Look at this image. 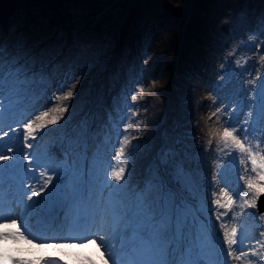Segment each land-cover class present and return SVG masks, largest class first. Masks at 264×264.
<instances>
[{
	"label": "snow or ice",
	"instance_id": "1",
	"mask_svg": "<svg viewBox=\"0 0 264 264\" xmlns=\"http://www.w3.org/2000/svg\"><path fill=\"white\" fill-rule=\"evenodd\" d=\"M258 31L264 35V19ZM260 59L264 60V56ZM71 80V83L60 84L58 94L51 98L53 107L49 111L28 115L24 119L21 102L25 98L35 99L43 95L50 83L49 75L26 61L21 62L18 57L9 59L7 45L0 44V162L12 161L6 166L0 163V172L7 167L22 178L35 182V186L29 184L26 189L21 180L15 207L10 203L5 208L0 196V226L7 223L17 225L15 231H0V242L25 240L29 244L39 242L40 246L51 242L55 249L62 250L65 244L56 241H78L81 248L89 241H99L97 247L102 249L103 264H233V261L236 264H264V231L250 237L246 228L234 224L229 230L222 223V239L216 238L214 249L207 247L208 235L214 231V226L209 229L199 220L202 204L193 205L182 195L187 186V171L182 164L172 166L167 173L168 179L162 178L157 169L146 179L133 182L132 172L126 170L139 145H132L129 151L125 149L139 137L129 139L127 123L123 124V131L116 127L117 139L112 146L111 160L102 168L98 164L99 152L89 162L87 126L80 134L66 135L61 139L59 156L50 149L41 151L35 133L63 119V114L68 111V105L63 102L73 97L79 83L74 76ZM256 80H260L259 74ZM136 91L142 93L144 88L138 87ZM138 99L143 97L131 95L133 104ZM259 100L260 119L251 120L252 112L249 111L240 126L229 122L231 115L221 125L217 146L222 143L223 148L228 149L227 155L233 162L238 160L247 175L242 173L239 176L246 182L236 191L235 199L226 190H221L228 203L225 205L219 199L214 200L219 208L231 210L237 200L242 201L239 204L241 209L245 205L256 208V202L264 195V99L260 93ZM50 111L60 115L49 118ZM129 111L131 116L136 115L131 108ZM220 111V108L216 109V112ZM121 119L130 121V117ZM168 160L169 154L161 153V163L167 164ZM34 196L40 199L34 200ZM45 206L64 212L57 231L67 232V235H44L33 230V222H39L40 209ZM15 208L20 209L18 215ZM225 214L218 213L217 220ZM258 215L264 219V215L258 212H236L232 219ZM210 251L216 259L208 261L204 257ZM39 260L44 264H69L62 252ZM0 264H37V261L0 250ZM79 264H96V261L84 257Z\"/></svg>",
	"mask_w": 264,
	"mask_h": 264
},
{
	"label": "trees",
	"instance_id": "2",
	"mask_svg": "<svg viewBox=\"0 0 264 264\" xmlns=\"http://www.w3.org/2000/svg\"><path fill=\"white\" fill-rule=\"evenodd\" d=\"M214 3L215 0H0V44L7 41L15 45L22 36L11 38L13 34L38 25L49 34V45L31 52L42 55L38 63L43 68L49 60L45 53L52 60L63 45L68 47L76 37L84 44L90 82L80 88L82 93L74 94L81 104L72 115L65 116V112L63 119L45 129L53 128L63 136L65 128L81 131L80 126H87L89 118H93L89 162L97 153L95 145L116 136V127L128 121L129 139L139 137L126 146L129 151L132 145H139L128 169L139 178L159 143L158 133L171 106L176 121L173 151L168 152V163L161 166L167 173L175 163L200 167L205 147V111L195 99L200 94L198 76L206 53L205 24ZM236 13L226 15L219 43L228 44L241 32L246 35L247 14ZM27 45L25 42L20 47ZM20 50L15 49L14 54ZM141 86L144 92L138 93L136 89ZM133 94L143 97L129 106L135 116L124 106ZM121 117H130V121ZM188 187L189 183L183 192L192 199Z\"/></svg>",
	"mask_w": 264,
	"mask_h": 264
},
{
	"label": "rangeland",
	"instance_id": "3",
	"mask_svg": "<svg viewBox=\"0 0 264 264\" xmlns=\"http://www.w3.org/2000/svg\"><path fill=\"white\" fill-rule=\"evenodd\" d=\"M262 1L264 0H253L254 2L253 8L252 7L250 9L241 8L236 10L237 11L236 14L238 16L239 15L245 16L246 12H254L255 10L257 11L255 17L254 18L252 17L253 19L252 24L254 25V29H252L251 32L247 34L250 35L249 37H247V35L244 36V32H241V34L238 33V38L234 39L235 38L234 37L227 45L224 44L220 46L221 51L215 49L214 45L212 44L207 46L208 52L206 53V56L207 58H209V60L206 61V66L204 67L205 70L204 73L202 74L203 82L199 88L201 91V96L199 97L205 96L207 97V101H208L207 111L205 112V116L202 117L203 129L204 132H206L207 134L206 135L207 139H209L205 154V164L203 161L200 167H198V164H196L194 168L188 165L185 166L183 165V166L187 171V181H188L187 183H189L191 186L188 187L189 192L191 194L190 197L197 200V202H199L200 205L201 204L203 205V212L202 214L201 213L200 214L206 217V221L201 218H199V220L209 229H212V226H214V231L208 235V240H207V247L210 250L214 249L217 246L216 238L219 237L222 239L223 237L224 230L220 228V225L222 223L227 225V222H229V220H227L226 217L222 218V216L220 217L219 220H217L216 218L217 214L223 212L227 214L230 211L227 207L219 208V206L214 204L213 201L219 199L221 203L227 205L228 200L226 201V203L224 202L227 199V197L221 195V190L222 189L226 190L229 194L230 193L232 194L231 190L224 184L222 177L219 175L220 172V169L218 170L219 161L215 155V150L218 147L217 146L218 134L222 132L221 125H223L224 121L228 120L229 115H231L232 120L229 122L233 123L235 126H240L242 122L247 118V113L249 111L252 112L251 120L254 121L255 119L258 120L261 118L260 100L259 98L256 99L255 91L257 90V95H259V93L264 94V89L260 87L259 82H257L256 80V76L257 74H259L260 84L263 83L261 81V78H264V72L262 75L261 72L258 71L256 73V76L252 75V72L256 71L257 67L261 64H263L261 68L264 69V60L260 59L261 56H264V35H261L260 32L258 31L260 27V22L262 19H264V2ZM215 3L217 4V0H215ZM232 3H234V1ZM232 6H235V4H231L230 8ZM216 8L217 5L212 4L210 5L209 11L213 9L214 12L216 11ZM216 13L217 11L214 13V16H212L213 19L211 21L207 20L205 24L207 30L209 29L208 34L210 35L213 34L212 31L213 26L215 27L218 34H221L222 32V26L220 31H218V25L216 23L218 19L222 18V14L221 13L216 14ZM245 21L249 23L250 16L247 15ZM236 23L238 24L239 22ZM19 34L22 37L18 39L15 45H9V43L5 40L6 42L4 44L9 46L8 47L9 59H11L12 57H18L21 62L25 60L28 64L34 66L36 70H42L46 72L49 75V79H50V83L43 95H38L35 99L25 98L21 102L20 108L24 113V117H23L24 119H26L28 115H38L41 111H49L53 107V101L51 100V98L58 94L60 84L62 82L71 83L72 76H74L75 79L79 81V83L76 85V88L74 89V94H76L77 92L82 93V89L80 88L83 87L86 83L90 82V78L88 77L89 75H87L89 62L83 55L84 44H80V41L77 37L68 43V47L70 48H68L67 45H63L61 49L62 51H60L61 53L59 52L60 55H58V60L57 58L54 59L53 61L50 60L49 55L45 53V56H47L49 60L46 67L43 68V67H35V65L39 66L38 62L40 57L42 56V55L36 56L35 51H38L39 48L44 49L49 45V42H47V40L49 39V34H45L43 30L39 29L38 25H33L27 30L20 31L17 34H13L11 38L18 36ZM25 42H28V45L24 48H21L20 46L24 45ZM52 45L53 44H51V47H55ZM15 49H21V50L17 54H14ZM32 49H35L34 53L31 52ZM40 52H44V51H40ZM249 62H251V64H249ZM238 76H239L238 81H236ZM222 81L227 82V84L224 85V87H220L219 85ZM252 81L255 82L252 83ZM84 91L85 90L83 89V92ZM261 98L264 99L263 97ZM78 99H79L78 96L73 95V97L69 101L63 102L64 104L68 105V111L65 114V116L72 115L77 105L79 106V104H81V102H79ZM196 100L197 99H195V101ZM39 101H43V103H41L40 106L35 107V105ZM55 103H60V102L56 101ZM131 103H132L131 97H128L124 102V106L127 107L125 108L126 111L129 110L128 108L131 105ZM227 107H232V108L226 110ZM217 108H220L221 111L216 112ZM35 111L37 112L35 113ZM214 112L216 113V115H212ZM53 115H60V114L58 112L50 111L49 118ZM124 123L128 124V121H124L122 125L121 124L119 125L121 131H123ZM80 127H82L81 129H83L84 124L81 125ZM5 130H7V127H5ZM42 130H39L37 133H35V135L37 136V140L39 141V144L41 146L40 150L43 151L45 149H50L53 153L59 156L60 155L59 145L61 139L58 136H56L54 131H48L40 135L39 133ZM72 134L76 135L80 133H75L72 130ZM41 136H43V139H40ZM163 137H164L162 142L163 149L161 153H168L170 151H173L172 135L166 134ZM116 139H117L116 136L110 138L109 142L105 143L104 149L97 146L98 147L97 149L99 151H102L101 153H99L98 164L103 161L102 164L104 166L106 163H108L111 160V150H112V146L115 144ZM7 140L8 138L6 137L5 141ZM209 141H211V143H209ZM29 142L32 141L30 140ZM220 144L221 143H219V145ZM17 146L19 147V145ZM23 151H32V150L23 149ZM226 152H228V149H226ZM19 154L20 153H17V155ZM159 159L161 161V154L159 156ZM183 159L188 161L185 158ZM235 162L239 163L238 160H236ZM0 163H3L6 166L8 164H11L12 161H5ZM111 163H116V162L111 161ZM122 163H123V158L121 159V164ZM126 171H130V169H127ZM230 171L232 175L235 177L237 173L236 169L232 170L231 168H228V173H230ZM164 173L167 179V171L165 169H164ZM244 174L245 176L247 175L246 173ZM145 175L147 177L149 176L147 172L145 173ZM161 177H163L162 173H161ZM140 178H135L134 176H132L133 182L142 181V179ZM22 179L26 189L28 188L29 184L35 186V182L33 180H31L30 178H22L21 176L17 175L14 171L9 170L7 167H5L2 172H0V196L3 197V204L5 208H7V206L10 203L13 204V207H15L14 201L15 198L19 196L18 186L21 183ZM113 183H115V181H113ZM229 183L231 182L229 181ZM231 186H232V191H234L235 188V192L234 194H232L233 196H235V193L239 187L237 185L234 186L232 183ZM202 187L205 191L202 189ZM197 188L200 190L201 194L205 197L206 199L205 202L200 201V196L198 192L197 194L195 192ZM28 194H31L30 189H28ZM41 195L43 196L45 195V193H42ZM241 195H243V193H241ZM33 199L39 200L40 197L34 196ZM237 202L234 203L233 205L235 206ZM249 210L250 208H247V212H249ZM19 211H20L19 208H15V214L18 215ZM63 215L64 212L61 211L60 209L56 207L49 208L45 206L42 209H40L39 222L38 223L33 222V230L38 232V229H40V227L43 230L47 227H50V230L52 228L51 232L54 231L59 232L57 231V229L60 228L61 221L63 220ZM34 223H37L39 228H35ZM16 227H17L16 224L7 223L0 226V231L3 230L15 231ZM261 231H264V229ZM258 232L259 231L256 229H254L252 232L250 230L249 235L251 234L255 236L256 233ZM67 234H68L67 232L61 234L53 233V235H57V236L67 235ZM56 242L64 243L65 247L62 250H59V249H55L52 246L51 242L47 243L45 246H40L39 242L29 244L25 240H21L18 243H14L12 241L0 242V250H7L11 252V254L14 256H24L33 261H37V264H44V261L39 260L40 257L56 256L61 254V252L63 254H66V258L69 261V264H79L80 260H82L84 257H91L93 260L96 261V264H103V259L101 257L102 249L97 247V243H99V241H97L96 243L89 241L85 243L82 248L78 246L79 243L78 241L72 242V241L59 240ZM251 242L254 244V240ZM69 244H71V246H68ZM204 258L208 261H211L216 259V256L210 251L209 254L206 255ZM60 264H63V262H60ZM233 264H236V262L233 261Z\"/></svg>",
	"mask_w": 264,
	"mask_h": 264
},
{
	"label": "bare ground",
	"instance_id": "4",
	"mask_svg": "<svg viewBox=\"0 0 264 264\" xmlns=\"http://www.w3.org/2000/svg\"><path fill=\"white\" fill-rule=\"evenodd\" d=\"M249 34V32H246V35ZM250 35H247V37H249ZM252 102V101H251ZM41 103H43V101H39L37 102V104L35 105V107H38L41 105ZM37 111H35L36 113ZM259 117V116H258ZM255 118V117H254ZM258 119V118H257ZM256 120V119H255ZM254 120V121H255ZM258 134V133H257ZM223 149V150H221ZM215 155L216 157L218 158V161H219V167H218V170L220 169V172H219V175L222 177L223 179V182L224 184L231 190L232 194H234L235 192V188H234V191H232V186H231V183H229V181L227 180V177H228V168H231L232 170L236 169V175L235 177L233 176V178L237 181V187L239 191L240 190V186L244 185L245 182L242 181V180H239V176L243 173V165H240L239 163L235 164L232 160L231 157H229L227 155V152H226V149L223 148V144L221 143L217 149L215 150ZM235 155V153H234ZM224 169V171H223ZM244 174V173H243ZM245 175V174H244ZM232 180V179H231ZM233 182V180H232ZM239 182V183H238ZM243 193V192H241ZM231 194V193H230ZM231 194V195H232ZM233 196V195H232ZM233 198H235V196H233ZM227 199L224 201L226 203ZM237 202V201H236ZM242 203V201H239L237 202V204L234 206H232L231 210L225 214V215H222V218H227V220H229V222H227V228L230 230L231 227L235 224L236 226L238 227H244L246 228L248 234L250 233V230L251 232L256 229L258 230L259 232L261 230L264 229V219H261L260 216H250V217H244V216H241L238 220H233L232 217L233 215L236 213V212H246V209L248 208L247 205L244 206L243 209H241L239 207V204ZM263 206V205H262ZM236 207V208H235ZM225 210V209H224ZM223 210V211H224ZM250 213H256L255 209L254 208H250L249 210ZM224 213V212H223ZM258 213H260L262 215V213H264L263 211H258ZM241 221H243L244 223L241 224ZM258 232V233H259ZM258 233H256V235H258ZM255 235V236H256ZM250 237H253L254 235H249ZM253 241V240H252Z\"/></svg>",
	"mask_w": 264,
	"mask_h": 264
},
{
	"label": "water",
	"instance_id": "5",
	"mask_svg": "<svg viewBox=\"0 0 264 264\" xmlns=\"http://www.w3.org/2000/svg\"><path fill=\"white\" fill-rule=\"evenodd\" d=\"M263 205V206H262ZM256 206H258V211L264 212V195H262L259 200L257 201Z\"/></svg>",
	"mask_w": 264,
	"mask_h": 264
}]
</instances>
